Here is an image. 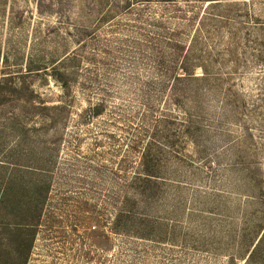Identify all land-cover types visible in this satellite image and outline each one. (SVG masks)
Listing matches in <instances>:
<instances>
[{"label": "rangeland", "instance_id": "obj_1", "mask_svg": "<svg viewBox=\"0 0 264 264\" xmlns=\"http://www.w3.org/2000/svg\"><path fill=\"white\" fill-rule=\"evenodd\" d=\"M98 2L0 0V264L18 256L12 221L23 218L10 208L38 187L44 207L30 213L39 225L27 264H264V124L250 122L252 141L221 111L240 89L261 112L264 65L240 47L225 57L235 74L247 49L235 87L219 78L201 83V98L175 102L152 62L158 52L171 59L168 37L191 43L194 29L186 35L175 13L185 0L111 10L105 22ZM74 53L91 59L64 60ZM54 67L69 75L68 92ZM97 104L102 114L87 121ZM189 108L203 125L193 132L199 150L179 134ZM146 147L151 176L139 159Z\"/></svg>", "mask_w": 264, "mask_h": 264}, {"label": "trees", "instance_id": "obj_2", "mask_svg": "<svg viewBox=\"0 0 264 264\" xmlns=\"http://www.w3.org/2000/svg\"><path fill=\"white\" fill-rule=\"evenodd\" d=\"M147 1L152 0H99L98 3L101 4L100 7L102 11L101 21L105 22L113 17L111 10H116V12L117 10H131L133 6L141 5ZM156 1L164 5L175 4L176 7L178 5L176 0ZM185 2L188 10L183 11L177 8L175 13L178 12L177 14L182 15L180 19L185 29L181 30H185L186 35L194 29L191 43L188 45L176 41L173 37H168L167 47H169L172 52L171 59L166 60L164 52H158V55H155L152 62L154 64L153 67L160 72L161 76L165 77L166 81H164V83L167 84L164 85L165 88L171 87L175 102L178 101L181 104L183 103V105L188 104L192 100V95L198 98L204 95V91L200 88V85H202L201 83H205L206 86L211 88L213 81H218L219 78H227L223 83L235 87L233 83L230 82L231 76L237 75L240 65L242 67L248 65L246 50H249V48L252 49L249 50V55L253 56L254 59H258V61L264 65V0H185ZM255 6H259L260 9H256ZM155 21H157L156 18ZM171 30L172 29H169V33L167 34L175 35ZM93 32H90V34L94 35ZM80 39H82V36L79 37V40ZM199 46L207 48V51L202 52L198 50ZM243 46L247 48L244 51V58L246 59L239 57L237 65L234 68L235 74L230 73L227 75L225 69H227L226 65L228 64V60H226L225 57L227 55L236 56L239 48ZM209 48L210 50H208ZM78 58L89 60L91 56L89 54L87 55V53L86 55L74 53L73 56H68V58L64 60H66V62L71 59L78 61ZM221 60H224V63H222ZM215 68L218 74L214 73L213 69ZM198 70H201V74L197 72ZM53 71V77L56 81L61 83V86L68 92L71 88L69 75L61 71L59 67H54ZM214 75H217L218 78L213 79ZM151 81H153V79ZM254 90L256 89L251 88V92H254ZM257 91L259 92L258 96L262 102L260 113L257 111L252 114L248 110L249 103L246 100V95L244 91L240 89L235 90L233 94V101L236 103L231 104L229 103V99H226V103H223L224 108L221 110L226 111L230 109V113L239 119V121L241 120L239 125L243 130L244 137L252 141L255 140V134L250 131L252 130V128H249L250 122H257L256 120L261 118L264 124V77L263 81L259 83ZM251 101L253 100L251 99ZM200 106L195 105V107L191 106L190 108H195L194 110H203V104ZM253 107L257 108L254 105ZM190 108L189 110L185 109V119L182 121V125H184L179 134H185L184 136L188 138V141L196 146V150H199L200 142L197 138H201V136L198 135L196 138L193 132L199 131V129L201 130L203 125L197 121L199 117H196ZM61 109H63L62 106H42V110L44 111L43 114H47L45 112L48 110L60 111ZM102 112L103 104H97L91 107L85 119L90 121L93 117L101 115ZM54 116L57 118V114ZM224 117L229 118L226 115ZM55 118L52 117L53 121H55ZM174 119L172 115L165 117L166 122H172ZM171 131H173V129H171ZM170 144V149L178 154V151L174 149V145L176 144L175 141L170 142ZM154 157L155 152L152 147H146L140 153L139 159L142 160L141 166L149 175L153 173L152 168H155L154 165L151 167ZM146 179L150 181V177H146ZM42 189L44 188L38 187L35 190L31 189L30 195L27 197L28 199L26 201L25 199H20L16 204H12L10 208L11 212L19 214L21 216L20 218H23V220L18 221L20 219H14L12 221L13 229L11 230L16 233V241L14 242L15 249H13V252L17 253L18 256L17 258H7L5 264H27V257L35 237V228L39 225V220L34 221V219H32L34 217L30 216V213H33L34 210L42 212L44 201L36 199L37 195L40 196V191ZM7 190H10L9 186ZM47 190H45V192H47ZM32 202H35L34 206L31 205ZM25 207L26 210H23ZM20 213H22L23 216ZM29 231L31 232L30 238L26 243L24 241L25 239H20V237ZM12 242L13 241H11V243Z\"/></svg>", "mask_w": 264, "mask_h": 264}]
</instances>
